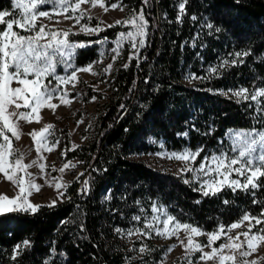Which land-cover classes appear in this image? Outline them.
Instances as JSON below:
<instances>
[{
  "label": "trees",
  "instance_id": "16d2710c",
  "mask_svg": "<svg viewBox=\"0 0 264 264\" xmlns=\"http://www.w3.org/2000/svg\"><path fill=\"white\" fill-rule=\"evenodd\" d=\"M115 1L143 15L147 34L138 57L112 72L91 139L68 150V158L83 161L85 185L69 183L53 205L0 213V264H155L164 246L137 240L144 250L136 255L118 239L119 230L144 228L154 203L204 231L246 213L259 217L264 230V175L255 186L203 193L129 158L156 149L149 137L168 149L205 153L220 146L229 128L264 129V97L222 93L264 88V0ZM10 10L12 0H0V11ZM119 30L106 27L100 37L113 38ZM98 49L95 43L79 48L75 62L92 61ZM204 67L213 72L206 75ZM189 72L200 76L194 85L182 82ZM2 133L10 134L0 121V140Z\"/></svg>",
  "mask_w": 264,
  "mask_h": 264
},
{
  "label": "rangeland",
  "instance_id": "374dc122",
  "mask_svg": "<svg viewBox=\"0 0 264 264\" xmlns=\"http://www.w3.org/2000/svg\"><path fill=\"white\" fill-rule=\"evenodd\" d=\"M113 25L120 27L115 37H100L101 30ZM146 34L143 15L115 0H12V10L0 11V121L10 133H2L0 140V213L53 205L64 199L69 183L85 185L83 161L68 158V150L91 139L112 72L138 57ZM79 35L90 38L80 40ZM93 43L99 45L97 57L77 64L78 49ZM199 79L189 72L182 82L194 85ZM222 93L259 100L264 88ZM149 140L155 150L129 158L181 177L203 193L255 186L264 175V129L229 128L220 146L205 153L188 146L168 149L160 139ZM260 224L259 217L246 213L204 231L154 203L144 228L119 230L118 239L136 255L144 250L137 240L150 238L164 246L155 264L176 259L184 264H264Z\"/></svg>",
  "mask_w": 264,
  "mask_h": 264
}]
</instances>
